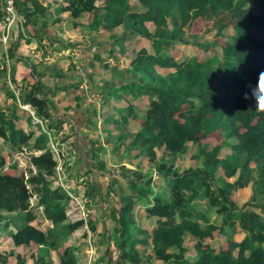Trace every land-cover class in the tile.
<instances>
[{
  "label": "trees",
  "instance_id": "obj_1",
  "mask_svg": "<svg viewBox=\"0 0 264 264\" xmlns=\"http://www.w3.org/2000/svg\"><path fill=\"white\" fill-rule=\"evenodd\" d=\"M254 3L260 5L258 12H254ZM51 4L48 2L47 7L40 0L16 1L22 24L10 50L9 65L0 28V87L5 92L4 103L0 104V218L1 211L21 215L22 224L11 235L32 248L34 264H54L50 248L59 249V264H85L89 245L75 241L73 234L86 221L81 217L67 222L77 191H67L53 176L58 160L51 141L60 139L70 121L66 111L73 106L67 105L62 113L59 105L67 94L58 96L53 86L45 83L47 75L54 73L50 70L53 66L17 54L30 27L38 24L47 10L49 14ZM60 8L61 14L67 13L68 17H58L55 23L85 24L77 19L91 15L92 20L87 22L91 35L100 29L123 30L96 50L89 64V77L95 83L100 64L111 68V62L105 65L106 51L115 59L127 57L128 62L123 75L115 73L112 80L94 91L101 94L103 102H90L87 109L88 153L94 166L105 174L108 168L103 155L111 153L122 165L145 152L167 186V190L155 194L148 190L152 178L134 172L137 178L128 180L131 197L121 198L111 210L114 228L104 232L109 238L108 250L92 263L110 264V252L115 247L114 264H150L153 255L163 256L164 264H264V112L255 109L251 98L244 99L247 85L255 84L259 72L264 71V0H64ZM220 8L230 9L237 20L234 33L220 44L221 54L182 61L170 71L175 45L193 44L188 27L209 17L211 9ZM216 27L218 37L228 29L223 23ZM199 45L207 49L218 46V41ZM222 60L224 66L219 64ZM231 67L244 75L230 73ZM72 73L71 68L67 73L56 72V76L72 77ZM59 85L57 82L54 86L57 92ZM71 86L74 101L85 99L76 81ZM100 106L106 115L102 123L98 117ZM186 108L196 113L187 114ZM120 114L127 116L128 122L122 121ZM217 124L224 130L222 142L214 146L203 143L201 131L212 133ZM69 137L64 134L62 142ZM100 138H104V146L97 144ZM190 146L197 149L192 147L190 151ZM225 147L230 151L222 155ZM159 148L164 153L161 162L157 161ZM25 151H30L27 173L19 172L18 163L11 161L15 153ZM189 151L195 163L179 171L178 162ZM220 167L225 171L223 183L222 175L217 176ZM123 170L133 171L128 165ZM235 176L233 182L228 180ZM97 180L92 176L86 182L88 196L96 199L103 188ZM249 185L253 190L251 199L240 206L232 198L233 193ZM147 191L152 192V200L145 196ZM34 195L36 203L32 204ZM196 199H206L207 209L198 211ZM137 200L144 202L148 219L156 218L153 229L138 222L134 212ZM33 205L43 207L52 221L48 230L37 221ZM211 211L222 217V223L212 222ZM176 217L178 221L172 222ZM238 227L245 232L241 241L233 240ZM215 232L228 235L226 248L216 250L206 244L205 239L213 238ZM48 234L53 239H48ZM187 235L196 239L194 255H189L184 245ZM28 257L25 254L17 264H26Z\"/></svg>",
  "mask_w": 264,
  "mask_h": 264
},
{
  "label": "rangeland",
  "instance_id": "obj_2",
  "mask_svg": "<svg viewBox=\"0 0 264 264\" xmlns=\"http://www.w3.org/2000/svg\"><path fill=\"white\" fill-rule=\"evenodd\" d=\"M259 3H254L253 9L254 12H258L259 10ZM51 12V8L49 9ZM210 16L206 18L199 19L196 24H194L192 27H188V33L191 37V40L193 44H176L174 49L171 50L172 54L174 55L173 61H171V68L170 71H173L176 67V64L182 61H197V60H205L209 56L214 54H221V47L220 44L223 43L228 37L234 33L236 27H237V20L235 18H232L231 11L228 8H220L218 10L211 9ZM68 15L67 13L60 17L62 20H65ZM82 23L85 22V24H80L78 27V30H76L70 23L72 21H67L66 26L63 24L62 28H58V41L53 37H55L57 30H53L48 25V35L51 37L52 41L55 40V44H51L48 48V51L45 50L44 55H48V62L49 64H44L45 66L51 65L54 62H60L62 65L64 62H68V70L73 69L72 73V79L76 81L79 86L81 87L80 93L85 95V99H82L80 102L74 101L73 97H71V102L69 100H66L65 102L73 106V109H77L79 107L86 108V111L89 107L90 102H101L100 95L98 93H95L97 87L104 86L106 80L111 79L114 77L115 73H118L121 75L124 74V67L128 64L127 57H122L120 59H115L114 57L110 56L109 52H105L104 57L107 59V64L109 62L112 63L110 65L111 68L106 69L103 67V65L100 64V72L99 75L95 77V83L91 82V78L89 77V71H90V60L93 58V53L97 50L100 51V47L105 45L106 42H111L110 38L113 35H120L122 34L123 30L122 27L114 29V30H108V29H100L97 34L91 35L90 31L88 29L87 22H90L92 20L91 15L83 16L77 21ZM76 21V20H75ZM22 22V18L20 17V24ZM218 23H223L228 26L227 32L224 33L223 36H217V27L216 25ZM51 28V29H50ZM55 31V32H54ZM194 36V37H192ZM50 41V39H48ZM207 41H218V46H209L207 49H203L202 46H200V43H206ZM71 43L75 44L69 45ZM142 43H146L145 41H142ZM111 43H109L110 45ZM70 46V47H69ZM58 48V49H57ZM148 51H150L147 48ZM56 51L60 53H55ZM75 51H81L82 52V59L80 61V64L74 63L72 61V53ZM48 53V54H47ZM42 54V53H41ZM43 54L40 56V61L45 62L46 56ZM52 57V58H51ZM66 60V61H64ZM10 61V60H9ZM224 63V64H221ZM67 64V63H66ZM221 66L225 65V61L222 60L219 62ZM81 68H83L82 71ZM63 70H65V67L63 65ZM230 73L241 75L243 76L244 73L235 68H230ZM93 81V80H92ZM88 85V87H86ZM60 89V88H59ZM60 91H62L60 89ZM97 95H95V94ZM3 102V98H1L0 103ZM64 102V101H63ZM103 102V101H102ZM101 102V103H102ZM142 108L144 106H141ZM24 108L31 110L30 107L25 106ZM114 114H117L115 110ZM62 112V111H61ZM61 112H59L61 114ZM64 113V112H62ZM68 115V118L73 115L74 111H66ZM88 113V111H87ZM185 113L187 114H195L196 111H193L189 108L185 109ZM105 109L100 106L98 111V117L100 120V123L104 121L105 118ZM122 121H127V116H121ZM128 122V121H127ZM66 127L70 128L72 134H76V132L72 129L73 125L72 122H67ZM64 134H66L65 130H63ZM224 130L222 127L217 124L216 125V131L212 133H206L201 131L203 138V143L210 144L212 146L220 144L222 140L224 139ZM64 134H61L59 136V140L57 139L52 140L51 144L56 147L57 150H60V155L56 153V150L53 151L54 157L58 160V166L57 171L53 176H57L62 182L64 181V185L66 189H74L77 191V197H75V202L70 204L68 209V219L67 222H74L78 220L79 218H84L86 223L85 226L77 229L73 237H75V241L78 243L83 244L84 242L88 243L87 253H88V260L85 264H93L92 262L97 260L99 258L100 254H104L108 250V235L106 236L104 234L105 229L107 228L108 231H113L114 225L111 219V210L113 207H117L119 204L121 198L123 197H131L130 196V188L128 186V180L129 179H136L137 173H142L144 178H152V183L149 186L152 192H156L155 194L167 190L166 183L164 179L161 177V172L158 170V168L154 165V162H151L145 152H142L139 157L137 158H129L128 160L124 161L122 165H119L116 161V158L111 155V153H107L106 155H103L101 157L104 161L107 162V170L108 174H102L100 170H98L94 166V162L92 160L91 154L88 153V150L90 148L89 141L87 144L88 150H86L83 155H81L75 148L73 147V144L71 142V139L63 140L62 137ZM71 137V133L69 134ZM104 137V136H103ZM104 139V138H103ZM102 138H100L97 141L98 145L104 146L105 141ZM232 142H235V138H233ZM60 144V145H59ZM190 146V151L195 148L197 149V146ZM162 148V147H161ZM161 148L158 150L159 157L157 161L161 162V156L164 154L161 152ZM161 149V150H160ZM186 153L184 157H181V159L178 162L179 171H183L190 166H193L195 163V159L193 157L192 152ZM230 149L228 147H225L224 150H222V155L229 152ZM30 151L25 152H18L15 153L12 157L11 161H16L18 163L19 172L23 171L27 173L28 168L30 167ZM37 154L40 153V151L36 152ZM130 166L133 171L130 170H123V166ZM200 166V165H198ZM92 170V173H88V171ZM86 171V172H85ZM136 172V174L134 173ZM11 174H15V171H9ZM107 173V172H106ZM222 175V178L220 180V183L224 182V176L225 171L224 168H219V172L217 173V176ZM94 176L95 178L100 179L97 180L103 185V188L101 189V197L99 196L98 199L88 196L87 191L89 190L87 181L91 180V177ZM237 176L228 178L230 182H233L236 180ZM143 182L145 181L142 179ZM60 181V182H61ZM163 181V183L158 182ZM140 183H142L140 181ZM144 184V183H143ZM141 185V184H140ZM98 192V189L95 190ZM93 191V193H95ZM147 195L150 200L153 199L152 192L147 191ZM129 194V195H128ZM253 194L252 186L249 185L248 187L236 189L233 193L232 198L240 205L243 206L245 202L249 201L251 199V196ZM36 195L32 198V204L36 203ZM195 201H198V211L206 210L208 206V201L206 199H196ZM33 210L36 213L37 221L42 225V228L44 230H48L53 224L52 221L47 219L45 216V212L43 211V207H35L33 205ZM249 210H256L259 211V208L256 207H248ZM134 212L136 213L138 222L150 229H153L156 223V218L148 219L145 215L144 210V202L143 201H136V206L134 209ZM2 218H0V264H17V260L25 254H29L28 260L26 264H34L33 255L34 251L31 247H27L21 242V239H19L16 236L11 235V232L15 230L18 226L22 224V219H20L18 216H21L18 212H9V211H1ZM264 215V214H263ZM209 216L211 217L212 222L215 223H222V217L216 214L214 211H211L209 213ZM91 217V218H90ZM178 217L173 218L172 222H177ZM166 224L170 225V221H166ZM239 228V227H238ZM239 233H234L233 240H239L241 241L244 236L245 232H241L239 228ZM85 235V238L83 236ZM228 235L219 234L218 232H215V235L213 238L207 237L205 239L206 244L213 247L216 250H220L223 248H226L228 246ZM48 239H53L51 235L48 234ZM196 242L195 237L192 235H187L184 239V245L188 248V254L194 255V244ZM110 245L112 246V241H110ZM114 248L112 247L110 252V264L113 263V258L115 256ZM51 254L54 259V264H59V258H58V248H50ZM151 254V251H149ZM164 257L159 255L158 257H154L150 260V264H164ZM103 264V263H101ZM105 264V263H104ZM125 264H131L130 262H125ZM147 264V263H146Z\"/></svg>",
  "mask_w": 264,
  "mask_h": 264
},
{
  "label": "crops",
  "instance_id": "obj_3",
  "mask_svg": "<svg viewBox=\"0 0 264 264\" xmlns=\"http://www.w3.org/2000/svg\"><path fill=\"white\" fill-rule=\"evenodd\" d=\"M42 3H44V5H46L48 7V2L52 3L51 4V12H49L48 14V10L46 13V16H44L43 18H40L39 22H37L38 24L32 25L30 27V29L28 30L27 34H26V39L23 43V45L20 47L19 49V53H17L19 56L23 55L26 57H29L31 60L38 62L40 61V56L43 54H45V50L48 51V48L51 44H55V40L52 41L51 37L54 35V33H52V36L48 35V23L50 24L49 26L54 30L56 29L57 31H59L63 24L66 26L67 23L64 21L63 24L60 23H55V19L58 17H62L65 14H61V5L64 4V0H40ZM49 15V18H48ZM22 24V23H21ZM20 24V26H21ZM76 30H78L79 25H76L74 22L70 23ZM58 28H60L58 30ZM43 29V30H42ZM58 35V33H57ZM48 36L50 37V41H48ZM56 39V41H58V37H53V39ZM58 49V48H57ZM58 51H56L55 53H57ZM42 53V54H41ZM60 53V52H58ZM48 54V53H47ZM46 56V61L45 64H49L50 61L48 62V55H44ZM52 58V57H51ZM66 61V60H64ZM52 63V62H51ZM50 63V64H51ZM67 63V64H66ZM63 65L65 67V70H63ZM62 65V63L60 62H54L52 64V69H50L52 72V75H47V77L44 79L45 83L51 86H53V92H56L58 94V96H63L65 93L67 94L66 98L62 101V103H60V107H61V111L65 112V108H67V105H71V92L72 89H70L74 82V80H71L72 77H68L65 76L63 78H58L56 76V72H64L67 73L69 70L68 68V62H64V64ZM23 69V68H22ZM21 72V71H20ZM21 74H20V78L21 79ZM3 82V79H0V84ZM57 82L60 84L59 86L62 89V92L60 91V89H58L57 92V87H54L57 85ZM4 97H5V92L2 91V88L0 87V101L1 98H3V102L0 104L4 103ZM69 100L70 102L67 104L65 101ZM71 112L74 111L73 115L70 116V121L72 122L73 125V130L76 132V134H72V132L70 131L71 129L66 127L65 128V132L66 134H70L71 133V137H69L71 139V142L73 144V147L75 148V150H77L81 155H83V153L86 152V150H88L87 148V144H88V134L86 131V125H87V120H88V115H87V111L86 108H77V109H71ZM86 172V171H85ZM105 174H108L105 173ZM101 181V178L98 179ZM163 183V181H158ZM241 230V229H240ZM239 228L237 229V233H239ZM242 232V230H241ZM244 232V231H243ZM239 241V240H237Z\"/></svg>",
  "mask_w": 264,
  "mask_h": 264
},
{
  "label": "built area",
  "instance_id": "obj_4",
  "mask_svg": "<svg viewBox=\"0 0 264 264\" xmlns=\"http://www.w3.org/2000/svg\"><path fill=\"white\" fill-rule=\"evenodd\" d=\"M16 1L17 0H0L1 40L3 43L4 51L6 53L8 65H9V58H10L9 57L10 50L14 49L13 42L17 39L19 29H20V16L18 13ZM82 56L83 55L81 51H75L74 53H72V61L74 63L80 64ZM82 70L83 68H81L80 71ZM86 87H88V85H86ZM61 134H64V132H61ZM56 147L52 145L53 150L54 151L56 150V153L60 155V150H57ZM57 167L58 169H60L59 166ZM61 184L66 189L64 185V181L63 182L61 181ZM66 190L70 191L69 189H66Z\"/></svg>",
  "mask_w": 264,
  "mask_h": 264
},
{
  "label": "clouds",
  "instance_id": "obj_5",
  "mask_svg": "<svg viewBox=\"0 0 264 264\" xmlns=\"http://www.w3.org/2000/svg\"><path fill=\"white\" fill-rule=\"evenodd\" d=\"M248 92H245L244 99L251 98L255 102V109L264 112V71L259 72L255 84H248Z\"/></svg>",
  "mask_w": 264,
  "mask_h": 264
},
{
  "label": "water",
  "instance_id": "obj_6",
  "mask_svg": "<svg viewBox=\"0 0 264 264\" xmlns=\"http://www.w3.org/2000/svg\"><path fill=\"white\" fill-rule=\"evenodd\" d=\"M221 64H224V63H221Z\"/></svg>",
  "mask_w": 264,
  "mask_h": 264
}]
</instances>
